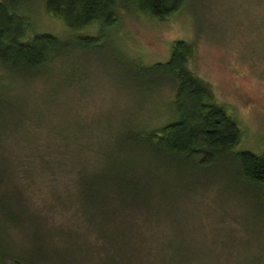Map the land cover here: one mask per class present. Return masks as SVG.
I'll use <instances>...</instances> for the list:
<instances>
[{
    "label": "rangeland",
    "instance_id": "rangeland-1",
    "mask_svg": "<svg viewBox=\"0 0 264 264\" xmlns=\"http://www.w3.org/2000/svg\"><path fill=\"white\" fill-rule=\"evenodd\" d=\"M28 17L27 37L71 34L42 0L35 1ZM102 28L95 22L77 33L95 36ZM104 30L108 46L103 51L78 52L68 63L60 58L52 72L35 79L0 80V104L12 105L0 106V174L7 168L9 181L24 190L28 210L43 218L46 238L56 244L55 261L59 256L67 264L77 261V250L68 247L75 235L57 228L71 225L75 217L74 180L60 182L58 172H35L30 155L37 145L49 157L48 147L56 152L57 136L68 135L78 147L77 167L87 158L84 164L90 161L95 172L121 152L136 151L143 198L160 213L152 218L155 233L141 248L153 264H264V187L241 181L231 154L191 167L179 159L152 157L127 140L146 123L160 127L171 120L168 104L174 97L170 84L149 93L147 83L131 80L127 60L164 62L172 42L183 39L195 49L188 67L209 83L215 102L239 124L242 134L232 152L264 153V0H187L164 20L122 11L118 24ZM75 68L79 78L71 82ZM9 233L16 245L27 247L23 233Z\"/></svg>",
    "mask_w": 264,
    "mask_h": 264
},
{
    "label": "trees",
    "instance_id": "trees-1",
    "mask_svg": "<svg viewBox=\"0 0 264 264\" xmlns=\"http://www.w3.org/2000/svg\"><path fill=\"white\" fill-rule=\"evenodd\" d=\"M35 1L0 0V69L5 73L0 74V80L35 79L52 72L54 62L60 58L68 63L77 59L78 52L103 51L108 46V33L104 28L118 24L122 11L135 10L164 20L181 10L187 0H42L45 10L71 30L64 39L43 32L26 36L31 28L28 16ZM95 22L103 27L97 35L77 33ZM194 51L192 42L177 39L172 42L169 58L164 62L143 64L128 58L131 80L147 83L149 93L170 84L174 97L168 104L171 120L160 127L146 123V127L133 130L127 138L130 143L127 142L134 148L139 144L152 157L179 159L191 167L204 166L231 154L238 178L249 185L264 187V153L232 152L240 141L241 129L227 110L215 102L209 83L188 67ZM74 70L71 82L79 78L77 68ZM0 106L12 107L11 104ZM57 137L56 152H51L53 146L48 147L49 157L37 145L29 155L35 172L50 171L53 176L58 172L62 174L58 178L60 182L64 178L74 180L75 217L71 225L57 227L60 234L75 235L68 245L77 250L74 262L153 264L149 252L142 253L141 248L155 233L156 222L152 218L160 213L143 198V183L135 169L136 151L132 154L133 149H129L125 156L121 152L123 157L118 155L111 164L95 172L90 161L84 164L87 158L82 157L86 153L81 157L83 165L77 167L78 147L73 148L68 135ZM6 170L3 167L0 174V264H67L60 256L59 261H55L52 250L56 244L47 240L43 218L36 211L28 210L24 190L9 181L11 175L8 177ZM62 184L70 189L69 185ZM9 229L23 233L27 247L16 245Z\"/></svg>",
    "mask_w": 264,
    "mask_h": 264
}]
</instances>
